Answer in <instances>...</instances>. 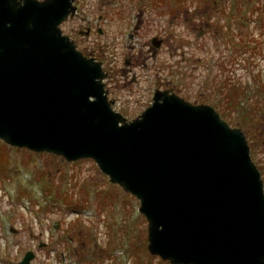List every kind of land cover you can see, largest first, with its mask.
<instances>
[{"label":"water","instance_id":"1","mask_svg":"<svg viewBox=\"0 0 264 264\" xmlns=\"http://www.w3.org/2000/svg\"><path fill=\"white\" fill-rule=\"evenodd\" d=\"M72 1L0 0V141L93 160L140 201L147 250L163 261L264 264L263 183L242 131L167 91L127 123L101 64L61 34Z\"/></svg>","mask_w":264,"mask_h":264},{"label":"rangeland","instance_id":"2","mask_svg":"<svg viewBox=\"0 0 264 264\" xmlns=\"http://www.w3.org/2000/svg\"><path fill=\"white\" fill-rule=\"evenodd\" d=\"M237 1L79 0L81 11H121L129 23L118 34L123 25L110 23L104 35L89 41L109 44V49H91L99 59L105 53L118 71L110 82L114 110L135 118L150 105L156 88L213 107L222 80L255 90L253 79L264 81V13L254 11H264V0H241L236 6ZM138 11L142 24L130 39L127 26ZM76 25L62 30L68 34ZM153 37L164 40L155 57L149 51ZM132 58L134 65L126 67L124 61ZM133 76L137 81L130 83ZM258 128L249 146L264 181V119ZM1 162L0 264H16L28 251L35 255L32 264H42L51 249L56 252V243L69 239L79 247V264H169L146 250L147 223L138 213L139 202L110 184L92 160L70 163L0 142ZM44 243L52 248L42 249Z\"/></svg>","mask_w":264,"mask_h":264},{"label":"flooded vegetation","instance_id":"3","mask_svg":"<svg viewBox=\"0 0 264 264\" xmlns=\"http://www.w3.org/2000/svg\"><path fill=\"white\" fill-rule=\"evenodd\" d=\"M74 6L76 8V12L74 16L69 18L66 22H64L62 24V28H64L66 25L72 22L77 23L76 27H74L71 31L68 32V34L65 35L69 36V38L73 40L78 50L86 58H91L94 61L100 62L102 64L104 71L107 73L106 81H109V83L105 84L108 92V97L109 99H111L113 106H116L117 100L113 98L114 90L112 89V85L110 84L112 82H115L116 77L118 75V71L111 68V65L113 63H110L111 61L108 62L105 53H103L102 58L99 59L98 58L99 54H96L95 51L91 49V48L109 49V44L104 43L103 45H99L94 41L91 42L89 41L93 35L96 34L100 36L104 35L105 34L104 28L108 27L107 25L114 22L123 25L117 29V34H118L119 32H121L122 27H125L126 25L129 24L127 17L121 11H103L102 13L99 14H95V11H81L82 7L79 0H74ZM83 13L85 14L84 16H82ZM78 16H82V18L80 19L78 18ZM135 16L136 17H134L133 19L135 20V22L132 23V25L127 26V28H130L128 29V37L130 39H132L137 33H139V27L142 24V22H139V11ZM77 19L78 22L74 21ZM125 63L127 64V66L134 65L133 58L130 59L129 61H125ZM108 66L109 68H107ZM121 73L122 75H125L124 71H121ZM136 81L137 79L135 78V76H133L132 81L130 83H134ZM122 87L124 88L127 87V84L124 83ZM122 107L124 108L125 106ZM62 238L63 237H60L59 239ZM56 244L58 248L57 250L54 248L56 252H54V250L51 249L45 256L44 262L42 264H79L80 263L81 259H80V252L78 249L79 247L74 243L73 239H69L65 242L59 241V243ZM49 246L52 248L50 243H44L42 245V249H48Z\"/></svg>","mask_w":264,"mask_h":264},{"label":"trees","instance_id":"4","mask_svg":"<svg viewBox=\"0 0 264 264\" xmlns=\"http://www.w3.org/2000/svg\"><path fill=\"white\" fill-rule=\"evenodd\" d=\"M241 2V0H239ZM261 12L264 11H254ZM255 90L248 92L247 83L242 85L230 78L216 84L219 97L214 107L219 109L220 116L231 126L241 128L250 141L254 142V136L258 133V126L264 119V81L253 79ZM219 86V87H218ZM234 113L237 116L234 117ZM259 140V139H258ZM2 169V162L0 163Z\"/></svg>","mask_w":264,"mask_h":264}]
</instances>
